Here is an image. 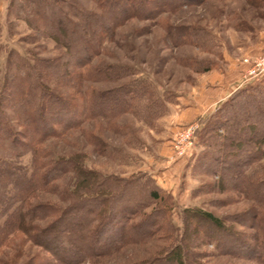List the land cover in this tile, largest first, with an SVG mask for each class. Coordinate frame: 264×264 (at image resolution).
Here are the masks:
<instances>
[{
	"label": "trees",
	"instance_id": "trees-1",
	"mask_svg": "<svg viewBox=\"0 0 264 264\" xmlns=\"http://www.w3.org/2000/svg\"><path fill=\"white\" fill-rule=\"evenodd\" d=\"M205 1L128 0V4L135 6L131 8L119 0H96L99 13L82 8L75 0L10 1L8 15L26 23L32 32L30 40L51 39L62 57L38 60L12 50L7 53L0 88V247L10 235L21 234L47 252L53 250L51 254L57 264H79L84 259L141 243L152 235H148V229L158 224L165 230L170 228L166 217L170 196L155 183H133L131 179L104 176L84 169L73 158L52 160L43 144L97 117L111 119L130 113L146 122L165 110L155 87L145 80L132 79L135 73L130 67H89V64L99 55L102 44L112 40L120 20L146 9L144 16L153 19L163 12H176L188 2ZM255 1L248 0L250 4H256ZM117 11L122 12V19L113 17ZM211 39L210 33L194 27L185 35L180 34L178 40L181 44L190 42L206 48ZM71 60L78 62L77 70H71ZM184 64L192 65L195 72L210 69L206 61ZM83 68H87L85 72H81ZM52 79L77 85V100L49 90L47 84ZM80 82L115 86L104 92L82 93ZM7 110L12 112L20 131L14 130ZM200 123H203L200 142L214 149L212 163L219 167L214 176L224 189L254 203L249 216L258 234L249 243L241 234L228 229L220 218L200 211L191 214L222 236L215 244L226 246L222 247L227 253L230 248L264 252V175L258 178L257 169L249 171L264 157V89L236 90ZM109 124L110 120H106V125ZM88 137L98 153L109 154L110 145L102 143L98 136ZM27 154L31 155L30 166H23L20 159ZM69 173L73 176L65 188L59 189L55 183ZM128 190L131 195H126ZM40 192L60 195V201L67 206L32 203ZM151 206L154 209L145 214ZM136 216L140 219L130 223ZM50 218L53 219L47 221ZM223 240H227L226 245ZM170 252L155 261L183 264L179 247Z\"/></svg>",
	"mask_w": 264,
	"mask_h": 264
},
{
	"label": "rangeland",
	"instance_id": "rangeland-1",
	"mask_svg": "<svg viewBox=\"0 0 264 264\" xmlns=\"http://www.w3.org/2000/svg\"><path fill=\"white\" fill-rule=\"evenodd\" d=\"M10 1L0 0V88L9 51L28 59L51 60L62 57L51 39L30 40L32 32L26 23L16 19L15 15H8ZM75 1L90 12H100L96 0ZM119 1L126 7H135L128 4V0ZM150 7H153L152 4ZM147 12L146 9L122 19V12L117 11L113 17L122 20L118 22L112 40L102 44L99 55L91 60L89 67H130L135 73L132 79L151 83L166 109L158 111L153 119L146 122L130 113L117 114L111 119L97 117L59 137L49 139L43 147L52 160L73 158L84 169L104 176L131 179L133 183H155L170 196L166 214L170 228L165 230L158 224L152 228L153 231L148 229V235H152L141 243L128 245L102 257L84 259L79 264H161L155 260L177 247L182 252L183 264H264L262 250L252 253L230 248L227 253L224 249L226 246L218 247L215 241L218 238L222 240V236L219 237L218 232L209 229L203 220L191 214L195 211L210 213L249 243H253L252 236L258 234L252 228L253 221L249 216L254 203L234 191L224 189L217 176H214L219 170L211 159L214 149L206 148L199 139L203 127L200 121L207 116L190 121L179 120L178 117L174 118L171 108L176 98L192 100L196 93L205 89L210 90L204 92L206 97L218 94L212 90L224 89L229 85H241L240 89L243 90L255 87L264 89V76L256 81L244 82L253 63L263 56L264 0H258L256 4H250L248 0H206L203 4L188 2L176 12H163L153 19L144 16ZM194 27L210 33L212 39L209 46L200 48L195 43H180V34L185 35ZM186 61L189 64L192 61H206L210 69L195 72L192 65L184 64ZM69 63L71 70L79 68L78 62L71 60ZM86 69L83 68L81 72ZM80 84L82 93L104 92L115 86L92 82ZM47 85L49 90L62 92L64 97H76L79 88L55 79ZM6 115L14 130L20 131L13 121L12 112L7 110ZM106 120H110L109 125H106ZM189 127L197 129L192 139L184 141ZM89 135L98 136L102 143L110 145L109 154L98 153L91 145ZM30 159L31 155L27 154L20 162L23 166H30ZM253 169H257L258 178L264 175V157L249 171ZM72 176L71 173L67 174L55 185L59 189L65 188ZM36 195L32 203L47 202L61 208L67 206V203L60 201V195L52 192ZM126 195H131V191L128 190ZM151 207L144 213H150L154 209V206ZM139 219L136 216L130 223ZM223 242L226 245L227 240ZM51 253L32 244L21 234H12L0 247V264H57Z\"/></svg>",
	"mask_w": 264,
	"mask_h": 264
},
{
	"label": "crops",
	"instance_id": "crops-1",
	"mask_svg": "<svg viewBox=\"0 0 264 264\" xmlns=\"http://www.w3.org/2000/svg\"><path fill=\"white\" fill-rule=\"evenodd\" d=\"M206 87V86H205ZM199 86V91H200ZM241 85L232 86L229 85L224 89L212 90V92H218V94L206 97L204 92H209V89H205L203 92H198L192 100H185L180 97L176 98V102L172 104V112L174 118L178 117L179 120L190 121L197 117L204 118L214 113L224 101H226L232 92L240 89ZM195 94V93H193ZM199 94V95H198ZM172 116V117H173Z\"/></svg>",
	"mask_w": 264,
	"mask_h": 264
},
{
	"label": "built area",
	"instance_id": "built-area-1",
	"mask_svg": "<svg viewBox=\"0 0 264 264\" xmlns=\"http://www.w3.org/2000/svg\"><path fill=\"white\" fill-rule=\"evenodd\" d=\"M247 63L248 61L245 60ZM264 76V51H263V56L261 59L256 60L253 63L252 68L247 72L246 74V80L244 82H251V81H256L258 78ZM195 128V127H194ZM193 127H189L188 130L185 133V137L183 138L184 141H189V139H192L193 133L197 129V127L194 129ZM191 144V142H189Z\"/></svg>",
	"mask_w": 264,
	"mask_h": 264
}]
</instances>
